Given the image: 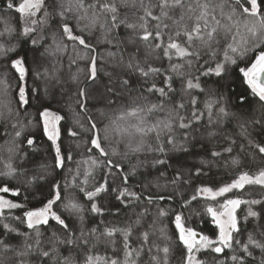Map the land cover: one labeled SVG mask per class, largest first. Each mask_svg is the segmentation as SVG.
<instances>
[{"label":"snow or ice","instance_id":"snow-or-ice-1","mask_svg":"<svg viewBox=\"0 0 264 264\" xmlns=\"http://www.w3.org/2000/svg\"><path fill=\"white\" fill-rule=\"evenodd\" d=\"M243 4L241 0H17L16 3L7 0V9H14L22 21L20 28L5 21L4 29L0 30V68L5 71L10 69L17 81V107L15 110L8 108V115L11 116L13 112L19 115L24 106L34 108L37 124L42 123L44 134L52 142L53 170L63 168L66 159L71 160V155L62 153L60 144V122L65 117L46 106L44 97L51 94L47 86L41 95V90L34 83H29L31 74L35 78L43 77L46 81L55 80L60 86V92L66 91L64 81L57 73L50 74L47 68L41 71L33 67L36 58H30L29 55L31 49L27 45L31 44L32 49L38 46L34 38L38 27L41 30L47 27L51 42L39 53L41 57L67 52L69 45L65 41H71L77 58L85 61V67H78L70 76V81L76 85L73 103L80 109V112L74 114L79 116L86 113L88 103L92 100L103 101L106 106L116 105L110 109L114 118L107 111L99 109L100 119L93 120L88 116L90 126L84 129L91 133L88 141L92 146L88 149L90 152L94 148L100 157L111 155L120 158L115 161L90 160L93 169L97 166L105 167L107 174L113 176V183L119 177L121 184L112 189L115 198L125 207L133 201H141V194L131 191L128 184L130 178L146 166L149 169H163L158 171L155 178L157 187H161V179L165 180V188L169 184L178 186L181 182L188 183L185 176L191 170L185 171L180 165V158L189 154L197 143L203 147L204 136L211 138L218 135L215 128L225 118L238 117L237 113L230 110L228 95L220 91L222 87L231 89V85L224 82L233 72V66L242 74L252 96L264 105V0H243ZM236 5H240V8ZM121 29L125 32L124 37L119 35ZM97 31L99 36L96 44L86 40V36L91 37ZM100 43L114 50L106 49L101 55L96 48ZM165 59L167 66L162 63ZM98 60L101 62L99 67ZM157 62H160L159 65ZM76 63L77 60L72 59L70 66ZM241 63L245 66L241 67ZM202 77L206 78L203 82ZM213 77L218 79L208 84L207 78ZM0 87L5 91L11 87L6 75L0 78ZM134 92L135 96L132 95ZM200 94H203L204 99L200 98ZM126 95L129 103H120ZM153 96L155 100L150 99ZM245 99V96L240 95L239 102L243 104ZM3 118L4 112L0 111V119ZM104 118L109 123L103 126L104 135L101 136L97 124ZM253 122L261 123L259 120ZM76 123L79 125L80 121L77 119ZM18 124L19 121L13 127L16 128ZM80 127L83 128V125ZM202 127L207 129L206 133L200 132ZM240 127L243 132L247 131L243 124ZM23 128L21 124L19 130L15 131V137L22 135ZM69 134L75 137L78 132L69 131ZM115 136L120 137L119 143L124 144V151L111 147ZM26 142L33 145L35 140L28 138ZM234 143L230 139L229 146L223 152L211 151L210 155L220 157L223 153H231V144ZM254 147L260 154H264V144L257 143ZM8 151L10 157L4 163L5 170H0V177L15 179L24 175L27 169L15 167L11 155H19L23 161L26 154L21 153L20 146L15 142ZM133 156L136 157V164L129 165L126 170L125 162ZM141 156L144 158L140 159ZM173 160L177 161L176 165L171 163ZM239 163L238 160H232L234 165ZM39 167L41 171L34 173L26 183L46 178L49 166L41 164ZM168 169L173 172L171 179H168ZM201 171V168H197L195 175L199 176ZM92 175L93 171L86 173L84 185L89 183L87 177ZM245 185L264 186V168L256 174L241 172L231 183L215 189L201 186L196 189L197 194L184 200L181 205V208H187L198 199V195L215 201V207L205 208V214L211 216V223L218 229L215 239L187 226V217L183 211L171 208L157 207L153 216L150 209L145 207L135 214V219H130L122 226L108 224L103 228H86V212L103 214L104 209L96 200L102 194H111L107 177L91 189L78 184L73 177L71 187L86 197L87 207L79 201L75 192H67L62 196L69 182L66 181L63 186L59 182L53 183L51 198L42 202V206L24 210L21 216H12V220L26 225L31 232H22L6 222L8 217L5 210L24 209L25 205L0 195V227L5 236L16 234L23 238L19 245L22 250L15 251V256L34 254L35 264H43L44 258L52 257L53 254H56L59 264H170L173 241L167 228L162 225L161 218L172 213L174 219L171 222L175 225L176 240L182 246L181 264H208L200 258V253L222 254L225 249L234 253L229 258L232 264H247L248 258L254 264H264V240L257 239L247 227L249 218H255V231L264 237L259 224L261 214L264 213V199L227 195L233 193V190H243ZM9 192L13 196H20L18 189H10L7 184L0 187V193ZM172 198L162 194L146 197L149 204ZM241 205H246L247 209L242 217H238L237 210ZM255 205L261 206L259 211L254 210ZM54 206H62L67 216L55 211ZM149 216L153 218L145 227ZM73 217L79 221V226L70 227L66 222ZM50 220L56 223L61 232L52 231L48 240L50 247L45 250L41 247V226H48ZM242 231L246 233V242L240 239ZM157 240L166 242L162 246ZM58 245L67 248V256L59 254ZM101 247L105 249L103 253L99 251ZM0 248L4 252L14 251V246L5 243L4 239H0ZM237 248L241 255L235 254ZM109 249L112 255L108 254ZM257 249L260 252L259 258L254 255ZM77 254L81 255L80 260L76 259ZM0 264L4 262L0 261ZM16 264L32 262L17 259Z\"/></svg>","mask_w":264,"mask_h":264},{"label":"trees","instance_id":"trees-1","mask_svg":"<svg viewBox=\"0 0 264 264\" xmlns=\"http://www.w3.org/2000/svg\"><path fill=\"white\" fill-rule=\"evenodd\" d=\"M17 0H13L16 3ZM243 4V0H241ZM247 6V4H243ZM239 9L240 5H236ZM5 21H9L12 26L20 28L22 26V21L20 20L19 14L13 9H7V0H0V30L4 29ZM55 23V21H53ZM154 23V22H152ZM244 29L241 27V32ZM119 35L121 37L125 36L123 29L120 30ZM99 36V32H95L91 37L86 36V40L90 43L96 44V39ZM34 38L38 41V46L32 49L31 44L27 47L31 49L29 55L30 58L35 56L36 63L33 67L43 70L47 68L49 73H57L59 78L64 81L63 86L66 91L61 93L60 86L56 84L55 80L46 81L43 77L35 78L31 74L29 76V83L35 85V87L41 90V95H43V89L47 86L50 90V95L44 97L46 106H50L51 110L57 111L60 115L64 116V120L60 122L61 139L60 144L62 148V153L65 155H71V160H65V165L63 168H54V149L52 142L47 139V136L43 132L42 123L37 124L36 122V111L30 106H24L20 110L19 115L15 112L11 116L8 115V108L13 110L16 109V100L18 99L16 94V84L15 74L9 69L5 71L0 68V78L5 75L8 78V83L11 87L5 91L3 87H0V111L4 112V118L0 119V170L4 169V163L8 161L10 153L8 149L13 147V142L20 146L21 153H25L23 161L19 155H11L13 164L17 168L27 169L24 175H19L15 179L8 177H0V187L7 184L10 189H18L20 196H13L11 192L7 194L0 193L4 195L6 199L13 200L17 203H22L25 205L24 209H13L5 210V215L8 217L6 222L18 227L22 232H31L32 230L27 229L26 225H21L18 221L12 220V216H21L24 210L32 209L34 207L42 206V202H46L47 198H51V188L53 183L59 182L62 186L67 181L69 182V187L62 191V196L66 195L67 192H75L79 201L88 206L86 202V197L80 193L77 189L71 187V181L75 177L76 182L87 189H91L97 182H102L104 177L109 180V191L110 195H103L98 197L96 202L104 209L102 215L95 213L86 212L85 213V227L91 228L99 226L103 228L104 225L116 224L123 225L130 219H135V214L139 213L143 208L147 207L150 209L151 213H156L157 207L163 209H175L177 211H183L184 215L187 217L186 224L189 227H193L197 231H201L204 234L215 238L218 229L214 224L211 223V216L205 214L206 206H211L212 202L206 199L204 196H199L196 201H192L187 208H181L184 200L191 198L193 194L196 193V189L201 186H210L214 189L227 183H231L235 180L239 173L248 172L249 174H256L260 169L264 168V154H260L258 150L254 147L255 144H264V105L258 103V98L253 97L251 90L248 85L243 81L242 74L238 73V69L233 66V72L230 73L229 79L224 82L231 85V89L227 87L220 88V91L228 95L230 100V110L238 114V117H228L223 120L219 126L215 128L218 135L215 137L204 136L202 138L203 147L200 143H197L195 147L186 156L180 158V165L187 170H191L185 176L188 183L181 182L178 186H173L169 184L166 188L163 187L165 180L161 179L159 181L161 187L156 186L155 178L158 175V171L163 170L162 168H148L143 167L139 169L136 176L131 177L129 180L128 187L131 191H135L141 194V201H133L128 204L127 207L124 206L121 201L117 200L115 192L112 191L113 188L121 184L119 177L115 178V183H113V176L107 174V169L105 167H95L94 169L90 166V160L92 158L104 161L106 159L118 160L119 157L109 156L107 158L100 157L98 152L93 148L90 152L88 149L92 146L88 143L91 133L85 132L84 129L90 126V121L87 119L91 116L93 120H99V109H103L108 112L109 116H113L110 111L111 108H115L116 105L106 106L105 102L99 100H92L88 103V111L86 113H81L76 116L75 112H80V109L73 103L74 93L76 91V85L70 81V76L77 71V68L85 67V61L79 60L76 54L72 50L71 41H65L69 45L67 52L58 53L55 56H43L39 55L40 52L44 50V47L48 45L51 41L49 39V29L47 27L41 30L39 27L37 32L34 34ZM223 41L221 46H223ZM97 52L101 55L104 54L106 49H111V46L100 43L96 45ZM79 50V49H78ZM76 59L77 63L70 66V61ZM100 61L98 60V67L100 66ZM160 62H157L159 65ZM164 66H167V60L163 62ZM241 67L245 66L243 63L240 64ZM110 70V69H109ZM81 79L83 77L81 76ZM106 79V78H105ZM206 78L202 77V82ZM218 78H207L208 84H213V81ZM160 82L159 80L157 81ZM135 84L136 81L134 80ZM87 84V81H85ZM178 86V85H177ZM138 87V85H137ZM147 95V93H145ZM133 96L136 93H132ZM240 95L245 96V101L243 104L239 102ZM69 97L73 99L70 100ZM200 98L204 99L203 94H200ZM150 99L155 100L156 97H150ZM120 103L127 104L129 99L127 95L120 101ZM7 105V108L5 107ZM77 119L80 121L78 125L76 123ZM259 120L260 124H256L253 121ZM19 121L16 128L13 124ZM107 118H104L101 122L97 124V128L100 129L101 136L104 135L103 126L108 124ZM24 125L22 135L20 137H15V131L19 130L20 125ZM243 124L246 128V132H243L240 125ZM83 125V128L80 127ZM69 131H76L78 135L73 137L69 134ZM206 128H201V133H206ZM28 138H33L35 143L33 145H28L26 140ZM234 140L235 143L231 144L232 152L223 153L220 157H212L210 155L211 151L223 152V149L229 146L230 139ZM120 137L115 136L111 147L116 148L118 151H124V144L119 143ZM251 142V144H250ZM107 150L111 151L110 148ZM144 157L141 156L140 159ZM240 161L239 165L232 164V160ZM205 161L206 163H201ZM210 161V163H207ZM173 165L177 164V161H171ZM45 164L49 167L47 168V176L45 179L39 180L38 182L26 183V180H30L34 173L41 171L40 165ZM136 164V157H131L125 162V169H128L129 165ZM197 168H201V174L199 176L195 175ZM71 169V171H69ZM77 170H79V175H77ZM88 171H93L92 176H88L87 179L89 183L87 185L83 184L85 180L86 173ZM173 175L172 169H168V179H171ZM162 194L165 197L172 196L171 200L165 199L160 201H155L149 204L146 197L148 195L156 196ZM231 195L239 196L244 199H264V186L260 185H246L243 190H234ZM27 197V199H25ZM59 204V202H58ZM254 210L259 211L261 206H253ZM247 206L241 205L237 210L238 217H242L246 212ZM54 210L60 212L63 216H67V213L62 211V206H54ZM118 210V211H117ZM153 216H149L145 221V227L147 223L150 222ZM162 225L168 230V235L172 238L173 252L170 256V264H181L182 256V246L176 240V230L175 225L171 221L174 219L172 213L167 217H163ZM103 221V224H101ZM69 223L70 227L79 226V221L75 217L68 219L66 221ZM257 221L255 218H249L248 229L253 231V234L257 239L264 240L260 232L255 231V225ZM261 225V231L264 232V213L261 214V219L259 220ZM243 226V225H242ZM41 231L43 236L41 237L43 243L41 247L48 250L50 245L48 243L49 237L52 231L61 232V229L57 227L56 223L50 220L48 226H41ZM139 233L137 229L136 234ZM0 239H4L5 243H10L14 246V251L4 252L0 248V261L4 264H16L17 259H24L31 261L35 264L36 256L30 254L27 257H16L15 251H20L19 245L22 241V237L16 234H9L5 236L3 234L2 227H0ZM156 239V237H153ZM240 239L242 242H246V233H241ZM117 248H119V236H117ZM30 243L33 241H29ZM162 246L166 241L157 240ZM133 243H136L133 240ZM59 247V254L63 256L68 255L67 248L65 246ZM101 253L105 251L103 247L99 249ZM155 251V250H154ZM108 254L112 255L111 249L108 250ZM234 253L228 249H225L224 253L216 254L210 252H202L199 254L200 258L206 260L208 264H218V262H223V264H232L229 259ZM237 255L242 253L237 248ZM162 255V253H161ZM254 255L259 258L260 252L257 249ZM82 257L77 254L76 259L80 260ZM43 264H59V260L56 254L52 257L44 258ZM247 264H254L251 258L247 259Z\"/></svg>","mask_w":264,"mask_h":264},{"label":"rangeland","instance_id":"rangeland-1","mask_svg":"<svg viewBox=\"0 0 264 264\" xmlns=\"http://www.w3.org/2000/svg\"><path fill=\"white\" fill-rule=\"evenodd\" d=\"M246 186V185H245ZM234 191V190H233ZM228 196H232L231 193L227 194ZM219 200H222L223 198H218ZM211 201V200H210ZM212 202V205L213 207L216 206V202L215 201H211ZM215 239V238H214Z\"/></svg>","mask_w":264,"mask_h":264}]
</instances>
